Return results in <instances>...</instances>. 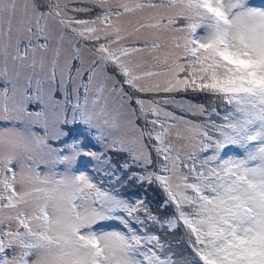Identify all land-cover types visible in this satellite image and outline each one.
<instances>
[{"label": "snow or ice", "instance_id": "obj_1", "mask_svg": "<svg viewBox=\"0 0 264 264\" xmlns=\"http://www.w3.org/2000/svg\"><path fill=\"white\" fill-rule=\"evenodd\" d=\"M80 5L0 0V264H264V0ZM180 92L229 108L160 96Z\"/></svg>", "mask_w": 264, "mask_h": 264}, {"label": "trees", "instance_id": "obj_2", "mask_svg": "<svg viewBox=\"0 0 264 264\" xmlns=\"http://www.w3.org/2000/svg\"><path fill=\"white\" fill-rule=\"evenodd\" d=\"M182 95L189 97L191 100L203 103L205 109L207 110L215 109V112L219 113L220 116H222L225 113L226 109L229 108V106L224 104L222 101L216 100L215 102H213L212 99L206 98L202 94L189 92V93H183ZM220 116L212 115V119L216 121L217 123H220L222 122L220 119ZM193 119H195L198 122H203V118H200V117H193ZM153 159L155 160L154 154H153ZM120 162L121 161L118 160L117 158L115 157L113 158L114 164L118 165ZM103 167H105V165ZM153 168H155V164L153 165ZM152 170L153 169H151V171ZM144 188H148V195L146 197L143 195ZM120 192H121V195L124 197H130V196L135 197L134 194L140 195L142 199L146 200V203L151 212L157 213L159 215H163L159 213L158 211L159 205L157 201L161 197L158 191L154 192V186L148 187V185H144L140 187V186H137L135 182H133L131 184H128L125 187H120ZM169 212H171V208L169 209ZM141 217L147 221L146 229L149 234H152V233L158 234L161 241L166 244V247L168 245L171 246V249H170L171 251L176 252L178 254L185 253V259H191V255H189L191 253V248L187 242V239L184 236V229L182 226L177 230L170 231V230L162 229L159 225L152 224L151 221L147 220V217L145 216L143 212H141Z\"/></svg>", "mask_w": 264, "mask_h": 264}, {"label": "rangeland", "instance_id": "obj_3", "mask_svg": "<svg viewBox=\"0 0 264 264\" xmlns=\"http://www.w3.org/2000/svg\"><path fill=\"white\" fill-rule=\"evenodd\" d=\"M61 2L62 3H68L70 6L73 5V4H76L77 6H81L80 5V0H61ZM108 2H109L110 5H115L117 3L125 2V0H108ZM257 2H259V0H257ZM96 11H99V9H97ZM74 15L77 18L89 19V18H91V16H94L95 15V12L90 13V14L89 13L80 12V13H75ZM139 15H144V14H139ZM136 18H137L136 15L129 14L128 16L121 17L120 18V22L121 23H127L128 20H130V19L134 20ZM113 22L114 23L116 22L115 18H113ZM58 39H59V33L56 32V33H54V38L49 41V43H50L49 50L44 54L45 57L48 60H51L52 58L56 57V48H57V45H58ZM74 43H75V41H74ZM80 43H81V52H82V55H84L85 58H88L90 54L87 52V49L83 47L84 42H80ZM69 54H70V47L68 45L67 38H66L65 43L62 46H60V53H59V57L58 58H59V61H60L61 64H63L64 58L66 56H68ZM37 60H39V54L37 55ZM30 62H31V57L29 58V61H27L26 63H30ZM49 67H50V65H49ZM3 68H4V65H3L2 61H0V80L3 79ZM8 68H9L10 77H13L14 76V73H15V69L13 68V65L11 63H9ZM23 71L27 72L29 70L28 69H24ZM182 94H183L182 92H180V93H171V94L161 93L160 96L161 97H164L166 95H168V96H174L177 101H182L184 104L193 103V104L203 105V103L197 102V101H194V100H191L189 97H187L185 95H182ZM168 110L175 112L177 115H181L182 114V113L179 112L178 109L173 108V107H168ZM191 119H193V117H191ZM193 120L195 122H198L195 119H193ZM90 163L92 165L97 164L96 161H91ZM103 166H104L103 164L100 165V167L102 169L104 168ZM79 167L82 168L83 166L82 165H79ZM151 169H154V168L153 167L150 168V171H151ZM89 172L93 176H100L101 175L100 173H97V172L92 171L91 168H89ZM103 186L104 187H108L109 185H107V183L105 182V184ZM140 187H142V186H140ZM126 198H132L133 202L135 201V197L134 196H130V197H126Z\"/></svg>", "mask_w": 264, "mask_h": 264}]
</instances>
